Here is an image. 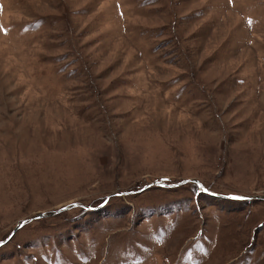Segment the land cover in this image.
Returning <instances> with one entry per match:
<instances>
[{"label":"rangeland","instance_id":"rangeland-1","mask_svg":"<svg viewBox=\"0 0 264 264\" xmlns=\"http://www.w3.org/2000/svg\"><path fill=\"white\" fill-rule=\"evenodd\" d=\"M262 198L264 0H0V264H264Z\"/></svg>","mask_w":264,"mask_h":264},{"label":"water","instance_id":"water-1","mask_svg":"<svg viewBox=\"0 0 264 264\" xmlns=\"http://www.w3.org/2000/svg\"><path fill=\"white\" fill-rule=\"evenodd\" d=\"M189 182H193V183H195V184H197V186H199V187H201V188H203L204 189V186H203V184L201 183V181H199V180H183V181H181V182H179V183H177V184H167V183H164V182H161V181H156V182H154V183H152V184H149V185H147L143 190H145V189H147V188H150V187H152V186H161V187H177V186H180V185H183V184H186V183H189ZM241 196V195H240ZM234 197H236V195H232V196H226V198L227 199H234ZM241 197H246V196H241ZM249 199H252L251 197H248V199H243V200H249ZM262 199H264V198H262ZM235 200H237V199H235ZM75 206H78V204H73V205H71V206H65V207H63V208H61L60 210H57V211H55L54 212V214H57V213H60V212H62V211H66V210H68L70 207H75ZM45 216V214H40V215H38V216H36V217H34V218H31V219H29V220H25L22 224L24 225L25 223H27V222H31V221H33V220H36V219H39V218H42V217H44ZM18 230V229H17ZM15 232H16V230H14L13 232H12V234L7 238V241L10 239V238H12V236L15 234ZM4 243V242H3ZM3 243H0V245L1 244H3Z\"/></svg>","mask_w":264,"mask_h":264},{"label":"snow or ice","instance_id":"snow-or-ice-1","mask_svg":"<svg viewBox=\"0 0 264 264\" xmlns=\"http://www.w3.org/2000/svg\"><path fill=\"white\" fill-rule=\"evenodd\" d=\"M202 187V186H201ZM206 191V189H204ZM234 199H237V200H243V199H248V197H241V196H236L234 197Z\"/></svg>","mask_w":264,"mask_h":264}]
</instances>
